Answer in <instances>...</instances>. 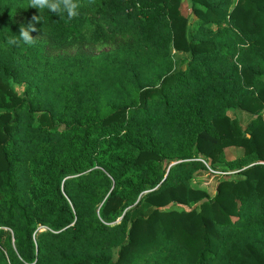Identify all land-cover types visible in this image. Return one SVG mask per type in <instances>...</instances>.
Listing matches in <instances>:
<instances>
[{"label":"trees","instance_id":"obj_1","mask_svg":"<svg viewBox=\"0 0 264 264\" xmlns=\"http://www.w3.org/2000/svg\"><path fill=\"white\" fill-rule=\"evenodd\" d=\"M77 3L0 0V264H264V0Z\"/></svg>","mask_w":264,"mask_h":264},{"label":"clouds","instance_id":"obj_2","mask_svg":"<svg viewBox=\"0 0 264 264\" xmlns=\"http://www.w3.org/2000/svg\"><path fill=\"white\" fill-rule=\"evenodd\" d=\"M29 7L36 8L38 10L47 9L57 15L66 13L68 19H73L79 14V4L77 3V0H30ZM32 21L39 22V16H33ZM36 31L37 29L33 23H29L27 27L22 25L19 29L18 37H10L7 40V43L9 45L19 46L22 41L24 44L33 45L36 43V38L30 35V33Z\"/></svg>","mask_w":264,"mask_h":264},{"label":"rangeland","instance_id":"obj_3","mask_svg":"<svg viewBox=\"0 0 264 264\" xmlns=\"http://www.w3.org/2000/svg\"><path fill=\"white\" fill-rule=\"evenodd\" d=\"M189 5L190 4L188 1H184L182 4V12L186 16H190V20H191L192 13L190 11ZM182 64H184V62ZM13 88L17 94H20L22 92V90L17 86H14ZM229 115L231 117L236 116L239 119L243 128H246L248 123L254 118L253 115L246 113V112H237V114L229 113ZM239 154H240V150L237 148L231 147V148L225 149V155H226V158L228 160H232V159L238 157ZM218 176H219V174L217 171L216 172H214V171L200 172L194 176L193 186L196 188H204L207 190V192L211 196H213L214 192H215V186H216V183L218 180Z\"/></svg>","mask_w":264,"mask_h":264}]
</instances>
